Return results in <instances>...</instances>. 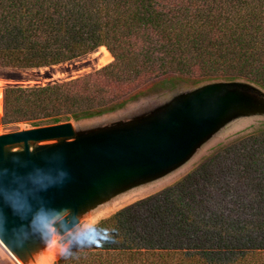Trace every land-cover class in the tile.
Instances as JSON below:
<instances>
[{"label":"trees","instance_id":"1","mask_svg":"<svg viewBox=\"0 0 264 264\" xmlns=\"http://www.w3.org/2000/svg\"><path fill=\"white\" fill-rule=\"evenodd\" d=\"M98 48L113 61L94 72L6 87L0 127L90 119L183 83L264 90V0H0V68L54 66ZM54 264H264V123L100 220Z\"/></svg>","mask_w":264,"mask_h":264},{"label":"water","instance_id":"2","mask_svg":"<svg viewBox=\"0 0 264 264\" xmlns=\"http://www.w3.org/2000/svg\"><path fill=\"white\" fill-rule=\"evenodd\" d=\"M128 104L0 133V243L22 264H46L82 221L111 216L182 172L216 138L264 119V90L245 80L206 81Z\"/></svg>","mask_w":264,"mask_h":264},{"label":"rangeland","instance_id":"3","mask_svg":"<svg viewBox=\"0 0 264 264\" xmlns=\"http://www.w3.org/2000/svg\"><path fill=\"white\" fill-rule=\"evenodd\" d=\"M112 61H113L112 56L109 58L104 51L98 48L94 52H91L80 58L74 59L66 63L54 65V66L37 68V69L0 68V90L2 91V94H3V90L9 86L24 87V88L25 87H41V86L51 85L54 83L69 81V80L78 78L80 76L86 75L88 73L94 72L106 66ZM192 86H195V85L183 83V84L177 85L176 87H173L170 89H161V90L147 92L143 96L139 97V99H137L136 101L130 102L125 107V109H129L132 106H135L136 104L163 98L167 96L169 92L175 88H177L178 90H184V89H189ZM2 113H3V103H2V106H0V116L2 115ZM261 123H264V119H254L241 127H238L236 129H233V130H230L224 133L222 136L216 138L204 150H202L200 154L195 158V160L190 165H188L182 172L170 178L164 184L133 197L131 200H128L122 205L118 206L117 209L120 207L129 205L135 202L136 200L145 198L161 190L162 188L171 185L172 183H174L175 181H177L178 179L186 175L205 156L210 154L218 146L226 144L230 140L238 137L239 135L251 131L253 128H256ZM23 127L25 126L18 125L17 127L5 129V130L0 127V133L19 130ZM109 214H111V212L103 216L106 217ZM101 218L103 217H97V218L92 219L91 221H82L71 232L61 237L57 242V249L58 251H60L59 256H61L67 250L72 240L76 239L77 237L82 235L84 232H86L91 226H93ZM55 253H57V251H55L51 255V258H50L51 261H52V256ZM0 264H18V262L14 259V257L5 249V247L2 246L1 243H0ZM48 264L50 263L48 262Z\"/></svg>","mask_w":264,"mask_h":264},{"label":"bare ground","instance_id":"4","mask_svg":"<svg viewBox=\"0 0 264 264\" xmlns=\"http://www.w3.org/2000/svg\"><path fill=\"white\" fill-rule=\"evenodd\" d=\"M2 103H3V94H2V91L0 90V106H2ZM7 250V249H6ZM9 252V251H8ZM10 253V252H9ZM54 252H51L50 255L47 257L48 260H50L51 258V255L53 254ZM11 254V253H10ZM12 255V254H11ZM60 255V252L58 251L57 253H55L53 256H52V260L54 259H57ZM13 256V255H12ZM14 257V256H13ZM14 259L18 262V264H22L16 257H14ZM48 260L45 261L46 264H48Z\"/></svg>","mask_w":264,"mask_h":264},{"label":"clouds","instance_id":"5","mask_svg":"<svg viewBox=\"0 0 264 264\" xmlns=\"http://www.w3.org/2000/svg\"><path fill=\"white\" fill-rule=\"evenodd\" d=\"M97 243H98V241H97Z\"/></svg>","mask_w":264,"mask_h":264}]
</instances>
